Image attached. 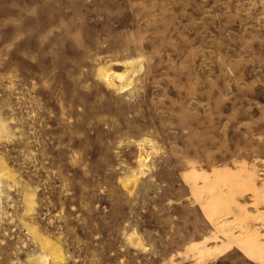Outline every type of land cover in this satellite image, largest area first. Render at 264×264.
Returning <instances> with one entry per match:
<instances>
[{
  "label": "rangeland",
  "instance_id": "rangeland-1",
  "mask_svg": "<svg viewBox=\"0 0 264 264\" xmlns=\"http://www.w3.org/2000/svg\"><path fill=\"white\" fill-rule=\"evenodd\" d=\"M0 264H264V0H0Z\"/></svg>",
  "mask_w": 264,
  "mask_h": 264
}]
</instances>
